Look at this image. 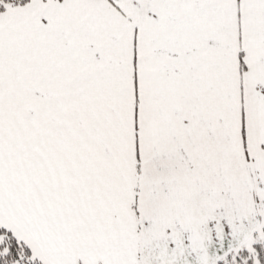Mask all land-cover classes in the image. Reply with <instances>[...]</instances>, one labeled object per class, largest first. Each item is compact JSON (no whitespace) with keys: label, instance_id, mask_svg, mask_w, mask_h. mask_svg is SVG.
Instances as JSON below:
<instances>
[{"label":"snow or ice","instance_id":"obj_1","mask_svg":"<svg viewBox=\"0 0 264 264\" xmlns=\"http://www.w3.org/2000/svg\"><path fill=\"white\" fill-rule=\"evenodd\" d=\"M0 264H264V0H0Z\"/></svg>","mask_w":264,"mask_h":264}]
</instances>
